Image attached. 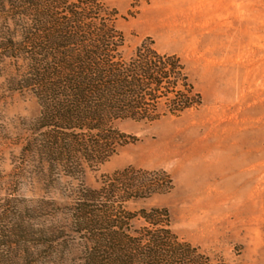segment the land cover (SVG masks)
Masks as SVG:
<instances>
[{
  "label": "rangeland",
  "instance_id": "obj_1",
  "mask_svg": "<svg viewBox=\"0 0 264 264\" xmlns=\"http://www.w3.org/2000/svg\"><path fill=\"white\" fill-rule=\"evenodd\" d=\"M98 1L116 10L127 57L147 43L182 59L200 104L151 124L118 122L126 144L104 164L86 167L83 178L41 176L37 155L25 152L37 138L41 108L32 94L13 87L18 67L0 56V202L19 206L3 230L22 221L18 212L25 207L52 203L44 214L24 215L35 234L51 238L16 243L21 255L11 264H81L75 190L97 189L105 177L132 169L165 172L171 185L131 200L126 210H167L174 235L210 264H264V0ZM5 22L1 17L0 37ZM29 249L36 258L27 257Z\"/></svg>",
  "mask_w": 264,
  "mask_h": 264
},
{
  "label": "trees",
  "instance_id": "obj_2",
  "mask_svg": "<svg viewBox=\"0 0 264 264\" xmlns=\"http://www.w3.org/2000/svg\"><path fill=\"white\" fill-rule=\"evenodd\" d=\"M116 16L98 0H0V18L8 25L0 56L18 67L13 87L32 94L41 108L37 138L25 150L37 155L41 176L83 178L86 167L104 164L126 144L118 122L151 124L200 104L179 56L147 43L125 55ZM148 175L126 170L105 177L97 189L82 184L75 190L71 210L84 237L81 264H210L174 235L167 210H126L131 200L170 189L165 172ZM12 202H0V264L18 260L16 243L50 236L35 234L24 221L25 212H48L52 203L46 200L18 212L22 221L4 231L3 220L19 210ZM137 221L142 226L135 228ZM27 257L36 258L30 249Z\"/></svg>",
  "mask_w": 264,
  "mask_h": 264
}]
</instances>
